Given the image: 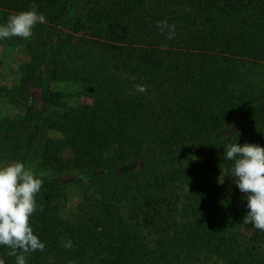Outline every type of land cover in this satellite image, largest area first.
Masks as SVG:
<instances>
[{
  "label": "trees",
  "instance_id": "1",
  "mask_svg": "<svg viewBox=\"0 0 264 264\" xmlns=\"http://www.w3.org/2000/svg\"><path fill=\"white\" fill-rule=\"evenodd\" d=\"M33 6L46 22L0 41L31 50L2 92L23 115L1 113L0 153L25 165L34 154L45 173L29 221L44 249L16 254L27 264H264V235L244 232L246 201L223 158L226 143L264 147V79L253 77L264 0H0V21ZM66 81L89 102L66 107L50 90ZM70 187L80 200L65 209ZM10 251L0 245L5 264Z\"/></svg>",
  "mask_w": 264,
  "mask_h": 264
},
{
  "label": "clouds",
  "instance_id": "2",
  "mask_svg": "<svg viewBox=\"0 0 264 264\" xmlns=\"http://www.w3.org/2000/svg\"><path fill=\"white\" fill-rule=\"evenodd\" d=\"M45 22V16L37 12L35 6L12 14L0 23V41L11 37L28 39L34 26ZM158 27L169 28V39L174 36V26L166 21L158 22ZM223 158L230 162L224 169V176H230L236 188L245 194L243 199L247 212L243 222L264 231V147L237 144L236 141L226 143L223 145ZM42 183L32 168L21 161L0 166V245L11 249L9 254L15 256V264H27L23 254H16L18 249L22 252L44 249L43 241L33 233L29 222L37 208L36 194ZM66 246H70V242ZM0 264H5L3 259H0Z\"/></svg>",
  "mask_w": 264,
  "mask_h": 264
},
{
  "label": "rangeland",
  "instance_id": "3",
  "mask_svg": "<svg viewBox=\"0 0 264 264\" xmlns=\"http://www.w3.org/2000/svg\"><path fill=\"white\" fill-rule=\"evenodd\" d=\"M0 13V17H1ZM0 23H2L0 21ZM4 23V22H3ZM28 46H26L24 43H1L0 42V117L1 113L4 114L2 116H5L7 119H15L17 117L16 114L20 113V115H23V109L21 108V111H19L20 108H17L16 104L12 106H7L6 100L3 97L2 92H7L8 89L15 87V85L18 84L20 80V75L23 73V65L28 62V59L30 57V51L27 50ZM27 73V72H26ZM253 77L255 80L264 79V66L255 67L253 70ZM71 82H52L50 84V90L52 91H60L64 94L62 102L66 105V107H72L73 109H76L79 105L89 102V99L84 97L83 95L79 94V91H81L78 84H73L71 86ZM34 95V104L37 109L42 110L44 107L43 101L37 97L39 91H32ZM79 94V95H77ZM262 108H260L258 111H262ZM64 109L57 110L56 108L49 110V114L56 117L58 113H62ZM256 112L252 116V120L258 119V113ZM264 114V112H261ZM255 127V126H253ZM251 127L250 129L246 130L247 135L252 133L255 129ZM29 160L26 164V166L32 168L33 172L37 175H45V173L42 171V169L39 166L38 160L36 159V156L34 154L29 155ZM9 162L6 157V154L0 153V166H4ZM222 187H227V184L224 181H216V183ZM236 188V185L233 187ZM79 189L77 187L75 188H69L67 193V200L65 205V209H73L78 204L80 198H79ZM240 196L243 198L244 194L239 191ZM244 217V216H243ZM243 221V219H242ZM250 224V223H249ZM249 224H243L245 227H243L244 232L248 233V231H257L258 234L264 235V231L251 228L248 225Z\"/></svg>",
  "mask_w": 264,
  "mask_h": 264
}]
</instances>
